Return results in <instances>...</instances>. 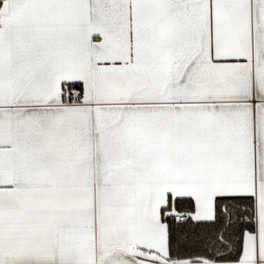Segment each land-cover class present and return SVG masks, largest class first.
<instances>
[{
	"label": "snow or ice",
	"instance_id": "6c2138e0",
	"mask_svg": "<svg viewBox=\"0 0 264 264\" xmlns=\"http://www.w3.org/2000/svg\"><path fill=\"white\" fill-rule=\"evenodd\" d=\"M0 264H264V0H0Z\"/></svg>",
	"mask_w": 264,
	"mask_h": 264
}]
</instances>
